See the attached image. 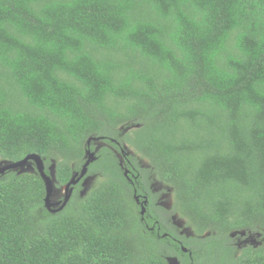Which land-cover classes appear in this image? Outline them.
<instances>
[{
  "label": "trees",
  "instance_id": "trees-1",
  "mask_svg": "<svg viewBox=\"0 0 264 264\" xmlns=\"http://www.w3.org/2000/svg\"><path fill=\"white\" fill-rule=\"evenodd\" d=\"M94 138L55 214L36 170L0 177V264H264V0H0V160L60 190Z\"/></svg>",
  "mask_w": 264,
  "mask_h": 264
},
{
  "label": "rangeland",
  "instance_id": "rangeland-1",
  "mask_svg": "<svg viewBox=\"0 0 264 264\" xmlns=\"http://www.w3.org/2000/svg\"><path fill=\"white\" fill-rule=\"evenodd\" d=\"M134 128V127H131ZM131 128H126L123 129L124 131H129ZM91 143L94 144L95 150V156L100 147L103 146V144L95 138L91 140ZM87 156H85L86 159ZM122 160V158L120 157ZM138 163L141 167L145 169H149L148 164L146 163L145 160H138ZM6 162H3L0 160V167L4 166ZM121 164H123V161H121ZM81 169V168H80ZM15 172L17 173H34L35 172V166L33 163L27 164L25 167L16 170ZM48 174L50 175L51 179L53 180V183H55V169H54V163H50L49 169H48ZM97 177L92 176V175H87L86 177L82 180L80 184V194H85L96 182ZM151 191L153 194H161V197L158 200V205L163 207L166 210H169L171 205H172V192L171 190L163 185L160 182L153 181L151 185ZM64 198V188H61L60 190L54 191V194L52 196V203H58L62 202ZM171 224L174 226L181 234L185 236L190 235V231L187 228L185 221L178 218L177 216H173L171 218ZM263 241V233L261 231H242L238 233H234L230 236V244L236 249V251L240 252L242 249L247 248V247H258L261 245ZM168 264H177L176 260L174 259H168Z\"/></svg>",
  "mask_w": 264,
  "mask_h": 264
},
{
  "label": "water",
  "instance_id": "water-1",
  "mask_svg": "<svg viewBox=\"0 0 264 264\" xmlns=\"http://www.w3.org/2000/svg\"><path fill=\"white\" fill-rule=\"evenodd\" d=\"M93 140V139H92ZM96 140V139H95ZM90 140L87 142V146L89 147ZM86 159L85 163L83 164L81 170L79 173H75L73 177L71 178L70 182L64 187V198L63 201L58 203H52V196L54 194L55 188L53 180L51 179L50 175H48L45 172V166L42 158L39 155L36 154H29L24 159L17 161V162H8L4 166L0 167V177L5 175L8 172L16 171L18 169H21L25 167L29 163H33L35 166V170L41 180L44 183L45 187V198H44V205L46 210H48L50 213L55 214L56 212H59L62 210L67 202L69 201L72 192L73 187H75L80 181L84 179L88 172V167L90 164H92L96 160L95 153L90 151L89 149L86 152ZM126 175V173H125ZM135 201L138 203V198L135 197ZM147 201L146 199L141 203V216L144 215L145 209L144 205H146ZM183 253H186L187 250L182 247L181 248Z\"/></svg>",
  "mask_w": 264,
  "mask_h": 264
},
{
  "label": "flooded vegetation",
  "instance_id": "flooded-vegetation-1",
  "mask_svg": "<svg viewBox=\"0 0 264 264\" xmlns=\"http://www.w3.org/2000/svg\"><path fill=\"white\" fill-rule=\"evenodd\" d=\"M101 143L103 144V146H106L103 142H101ZM103 146H102V147H103ZM92 152H94V151H92ZM97 152H98V151H97ZM84 178H85V177H84ZM80 182H81V181H80ZM80 182H79V183H80ZM79 183H78V184H79ZM78 184H77V185H78ZM63 188H64V187H63ZM134 198H135V197H134ZM143 201H144V200H143ZM136 203H137V202H136ZM141 203H142V201H140V200L138 199V203H137V204H140V206H141ZM158 206H159V205H158Z\"/></svg>",
  "mask_w": 264,
  "mask_h": 264
}]
</instances>
